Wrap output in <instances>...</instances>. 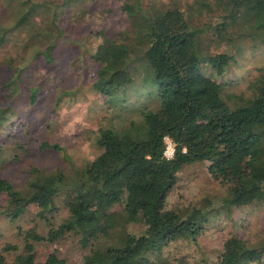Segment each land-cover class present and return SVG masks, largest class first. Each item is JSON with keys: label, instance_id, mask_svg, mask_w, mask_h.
Returning <instances> with one entry per match:
<instances>
[{"label": "trees", "instance_id": "1", "mask_svg": "<svg viewBox=\"0 0 264 264\" xmlns=\"http://www.w3.org/2000/svg\"><path fill=\"white\" fill-rule=\"evenodd\" d=\"M13 1L9 20L0 17V216L13 221L35 207L44 218L60 190L67 215L58 224L45 217L44 234L34 226L17 227L20 252L4 244L0 264H31L34 243H54L65 235L85 248L79 264H264V226L254 222L246 228L247 221L235 215L264 203V75L249 83L248 96L224 93L218 78L231 56L199 47L202 30L189 11L171 2L142 14L138 0H117L116 8L128 18L124 50L133 57L115 69L98 64L89 81L71 85L64 75L76 71L77 57L61 63L69 43L58 25L69 0H7V5ZM210 3L220 13L210 30L215 44L264 46V0H192L189 10L197 13ZM22 28L26 40L17 35L15 41L13 32ZM201 64L213 77L194 75ZM136 76L143 90L133 89ZM83 88L122 122L114 125L108 116L94 129L79 126L73 137L93 142L97 153L76 166L58 114ZM130 105L135 114L121 116ZM164 138L172 144L169 158ZM195 162L205 164L223 193L212 200L203 196L185 209L170 207L166 197L176 173ZM220 213L227 219L225 231L201 258L212 232L207 225ZM132 220L140 223L136 233L127 225ZM41 264L69 263L52 250Z\"/></svg>", "mask_w": 264, "mask_h": 264}, {"label": "rangeland", "instance_id": "2", "mask_svg": "<svg viewBox=\"0 0 264 264\" xmlns=\"http://www.w3.org/2000/svg\"><path fill=\"white\" fill-rule=\"evenodd\" d=\"M136 2L138 11L142 14L147 13L146 10L151 8L157 9L165 7L166 4L170 5L171 2L177 4L182 10L189 11V16H191L189 18H192V22L198 24L202 30L197 37L199 47H203L209 54L226 51L231 56L225 67V72L218 78L224 93L248 96L250 94L249 83L259 75H264V46L262 44L233 40L234 44L237 43L238 49H234L230 44H215L210 30L211 26L218 21L220 13L211 3L208 9H201L196 13L193 9L189 10L192 0H138ZM117 3V0H69L61 8L63 12H60L59 15V30L64 41L69 44L67 50L61 51L59 59L61 63L65 64L64 61L67 62L77 57L74 59L76 71L74 70L73 75H69L70 77L64 75L71 85L80 86V82L83 84L89 81L91 77H94V69L98 67V64L107 69H115L127 64L133 57L124 50L123 34L128 29V18L121 13L119 8H116ZM14 5V1L7 5V0H0V17L6 21L9 20V12L13 10ZM105 9H110L111 11H108L110 14L105 13ZM74 16L75 19L71 20ZM17 35L18 40L20 38L26 40V28L13 32L15 41ZM40 44L38 41V46ZM57 53L55 54L57 55ZM1 71L2 66L0 65V73ZM194 75L213 77V72L207 65L201 64L194 71ZM139 77L141 76L134 78L135 88L133 89L135 91L144 89L141 88L144 84ZM140 97L143 99L142 96ZM122 112L121 116L124 117L135 114L131 105L124 108ZM108 116L110 117L108 121L115 123L114 125L122 122L118 119L114 109L104 112L103 104L85 88L78 90L76 97L61 105L58 114L60 133L69 142L66 152L76 166H82L90 158H93L97 149L91 141L84 143L77 141V138L73 137L74 132L78 130L79 126L94 129L100 124L102 118ZM164 141V155L169 158L172 155V144L168 138H164ZM223 190L217 182L208 176L205 164L195 162L178 170L175 184L166 197V203L172 208L185 209L196 202H202L203 196L212 200L214 197L220 196ZM64 193L63 190H60L54 196L53 208L44 213V218L37 215L35 207L27 208L20 217L13 221L0 216V249L4 244L9 243L17 246L15 252H20L21 237L16 234L17 227L26 230L34 226L39 234H44L48 228L45 217L49 218L51 223L58 224L67 215L62 202ZM118 208L117 205L113 207L116 210ZM235 215L247 221L246 228L253 226L254 222L264 226V203L237 209ZM222 217L223 213H220L219 217L212 218L213 220L208 223L207 229L212 232L206 235L209 244L206 249L200 250L201 258L206 257L212 242L217 243L220 234L225 231L224 226L227 219ZM219 223L221 225L218 227ZM127 225L134 233L140 227V223L136 220L128 222ZM169 248L171 250L172 245H169ZM52 250H56L67 263L79 264L85 248L81 247L76 238L70 235H65L54 243L37 242L34 243V260L31 264H41ZM184 250L191 253L190 250H194V248L186 246ZM10 253L12 254L7 256L8 260L13 257V252Z\"/></svg>", "mask_w": 264, "mask_h": 264}, {"label": "built area", "instance_id": "3", "mask_svg": "<svg viewBox=\"0 0 264 264\" xmlns=\"http://www.w3.org/2000/svg\"><path fill=\"white\" fill-rule=\"evenodd\" d=\"M165 156V155H164ZM166 158H168V156H165Z\"/></svg>", "mask_w": 264, "mask_h": 264}, {"label": "bare ground", "instance_id": "4", "mask_svg": "<svg viewBox=\"0 0 264 264\" xmlns=\"http://www.w3.org/2000/svg\"><path fill=\"white\" fill-rule=\"evenodd\" d=\"M167 153V152H166Z\"/></svg>", "mask_w": 264, "mask_h": 264}]
</instances>
